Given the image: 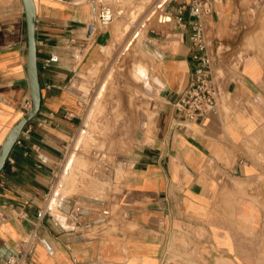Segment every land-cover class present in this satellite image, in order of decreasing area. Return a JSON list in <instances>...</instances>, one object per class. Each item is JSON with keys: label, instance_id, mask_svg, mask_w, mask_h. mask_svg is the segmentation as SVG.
<instances>
[{"label": "crops", "instance_id": "obj_1", "mask_svg": "<svg viewBox=\"0 0 264 264\" xmlns=\"http://www.w3.org/2000/svg\"><path fill=\"white\" fill-rule=\"evenodd\" d=\"M33 1L41 105L0 173V264H264V65L245 32L258 30V0L211 1L205 33L221 92L196 121L174 110L195 66L188 14L177 15L190 0H136L147 59L132 76L155 91L156 111L133 145L82 160L68 84L105 61L114 21L98 25V0ZM26 54L22 1L0 0V146L30 107Z\"/></svg>", "mask_w": 264, "mask_h": 264}, {"label": "rangeland", "instance_id": "obj_2", "mask_svg": "<svg viewBox=\"0 0 264 264\" xmlns=\"http://www.w3.org/2000/svg\"><path fill=\"white\" fill-rule=\"evenodd\" d=\"M106 1L123 9V14L110 25L115 27L116 33L104 51L106 59L93 70L80 72L68 84L70 92L79 98L83 119L71 141V145L79 150L77 153L72 151L76 160L86 159L85 156L92 155L93 150L106 152L114 147L133 145L140 130H149L157 108L155 91L145 92L142 83L132 76L134 63L147 59L140 42L143 36L140 32L143 24L138 22L140 8L136 0ZM256 6L251 15L258 30L255 26L252 35L250 26H247L245 32L253 37L252 46L251 40L248 41V52L264 65V0H258ZM138 72L139 69L135 73L137 78L140 77ZM89 109H94L91 119L87 118Z\"/></svg>", "mask_w": 264, "mask_h": 264}, {"label": "built area", "instance_id": "obj_3", "mask_svg": "<svg viewBox=\"0 0 264 264\" xmlns=\"http://www.w3.org/2000/svg\"><path fill=\"white\" fill-rule=\"evenodd\" d=\"M115 1L119 3L120 0ZM211 1L190 0L188 4L181 5L177 9L179 22H182L184 12L188 14L187 22L182 24L188 31L189 50L195 62L189 85L174 103L175 112L182 115L187 121H196L209 113L216 112L218 108L221 89L214 79L212 59L208 51V40L205 33V20L212 12ZM122 14L123 9L115 6L113 2L98 0L96 3V19L101 28H107ZM56 61L57 56H51L46 64ZM28 133L29 130H23L20 135L28 138ZM17 143H20L19 138ZM10 162L13 161L10 160ZM43 217L44 212L41 210L37 214V219ZM41 244L48 253H52V249L46 241L41 240ZM7 264H16L15 258H9Z\"/></svg>", "mask_w": 264, "mask_h": 264}, {"label": "water", "instance_id": "obj_4", "mask_svg": "<svg viewBox=\"0 0 264 264\" xmlns=\"http://www.w3.org/2000/svg\"><path fill=\"white\" fill-rule=\"evenodd\" d=\"M23 4L26 24V63L27 81L30 92V107L10 128L0 146V173L4 168L9 154L17 142L22 130L38 113L41 105V89L38 78L37 47L35 38L36 9L33 0H21Z\"/></svg>", "mask_w": 264, "mask_h": 264}, {"label": "bare ground", "instance_id": "obj_5", "mask_svg": "<svg viewBox=\"0 0 264 264\" xmlns=\"http://www.w3.org/2000/svg\"><path fill=\"white\" fill-rule=\"evenodd\" d=\"M137 44V43H136ZM138 51V50H137ZM136 73V72H135ZM139 73V72H138ZM137 75L138 74H135V76L137 77ZM139 78V77H138ZM98 105V104H97ZM98 108V107H97ZM96 108V109H97ZM94 115V109H89V111H88V116H87V118H89V119H91L92 118V116ZM94 117V116H93ZM83 133V132H82ZM81 133V134H82ZM85 134V133H84ZM82 138V137H81ZM80 139V138H79ZM81 141V140H80ZM79 142V141H78ZM71 158H73V157H71ZM73 160V159H72ZM74 161V160H73ZM71 162V159H70V161H69V163ZM69 167V166H68Z\"/></svg>", "mask_w": 264, "mask_h": 264}]
</instances>
